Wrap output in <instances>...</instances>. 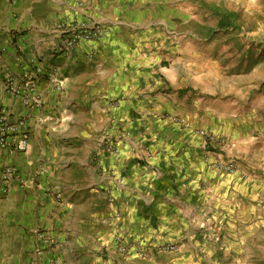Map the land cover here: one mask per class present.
I'll return each instance as SVG.
<instances>
[{
  "label": "crops",
  "instance_id": "0c3cea01",
  "mask_svg": "<svg viewBox=\"0 0 264 264\" xmlns=\"http://www.w3.org/2000/svg\"><path fill=\"white\" fill-rule=\"evenodd\" d=\"M184 1L0 0V111L25 118L30 133L26 153L0 148V264H227V238L248 239L245 219L257 211L241 201L258 198L260 186L215 169L227 153L207 152L198 137L229 138L239 153L242 102L178 74L177 57L197 46L182 29ZM64 21L106 34L64 52L56 29ZM25 74L35 77L31 90ZM50 75L63 86L55 90ZM76 88L81 104L89 91L104 94L92 113L110 136L99 176L79 187L71 166L61 175L69 159L48 137L62 132L60 96ZM38 101L44 106L31 109ZM228 217L238 228L227 230ZM164 244L177 248L158 252ZM136 246L151 253L141 257Z\"/></svg>",
  "mask_w": 264,
  "mask_h": 264
},
{
  "label": "rangeland",
  "instance_id": "374dc122",
  "mask_svg": "<svg viewBox=\"0 0 264 264\" xmlns=\"http://www.w3.org/2000/svg\"><path fill=\"white\" fill-rule=\"evenodd\" d=\"M184 2L189 7L184 9L183 16L187 21L181 24L182 29L188 31L189 36L190 33L194 35L197 46L184 56L177 57L181 65L178 74L199 79L201 85L209 86L214 92L213 97L225 95L241 99L244 127V136L240 142L242 150L239 153L234 150L232 141L227 137L232 144V152L227 151V164L232 163L235 167L234 173L227 174L237 175L250 183L257 181L261 189L258 198L241 201V208L254 209L257 215L255 219H245L249 226L245 232L248 239L238 243L232 237L227 238V264H264V0ZM227 13L236 15L235 28L220 29L219 20ZM184 64L190 65V68L185 69ZM7 80L11 81L8 75ZM50 80L55 90L58 85L63 86L64 81L60 75H53ZM83 92L76 88L65 97L60 96L63 98V106L57 126L62 132L58 137L48 136L51 143L58 138V141H54L64 151L63 160L69 159V163L63 164L61 175L66 176L71 166L70 170L74 171L71 186L78 184V187L85 177L92 174L99 176V172L93 169L97 166L101 146L106 145L107 138L110 139L106 134L108 123L99 121L92 113L93 102H102L104 94L89 91L88 98L83 101L87 103L81 104ZM43 106L38 101L31 104L30 108ZM211 153L218 152L211 150ZM79 167L83 169L82 172L77 171ZM232 210L236 218L234 206ZM233 217L227 219V230L238 228L230 220Z\"/></svg>",
  "mask_w": 264,
  "mask_h": 264
},
{
  "label": "built area",
  "instance_id": "2783aa9c",
  "mask_svg": "<svg viewBox=\"0 0 264 264\" xmlns=\"http://www.w3.org/2000/svg\"><path fill=\"white\" fill-rule=\"evenodd\" d=\"M57 31L63 37L64 52L75 49L82 42L99 41L106 34V28L104 26L92 25L83 22H69L64 21L57 25ZM53 75H50V78ZM33 74H25L26 88L31 90L33 88L34 81ZM18 95L22 94L21 91L16 92ZM200 143L203 148L213 150L222 155H225L227 151L232 150V144L224 138H220L216 135H210L204 131H200L198 134ZM30 133L28 124L23 118L12 119L11 115L6 110L0 111V148L7 150L8 152L26 153L29 149ZM214 168L217 170L234 173L235 167L232 163L214 162ZM13 173V170H8L6 175L9 176ZM118 251L122 255H126L129 251V244L125 243L121 238L117 239ZM175 244H164L159 246L156 250L160 253H172L176 250ZM135 251L141 257H147L151 251L145 247H134Z\"/></svg>",
  "mask_w": 264,
  "mask_h": 264
},
{
  "label": "trees",
  "instance_id": "16d2710c",
  "mask_svg": "<svg viewBox=\"0 0 264 264\" xmlns=\"http://www.w3.org/2000/svg\"><path fill=\"white\" fill-rule=\"evenodd\" d=\"M236 15L234 13H227V15L221 16L218 27L220 29L235 28L234 18Z\"/></svg>",
  "mask_w": 264,
  "mask_h": 264
}]
</instances>
